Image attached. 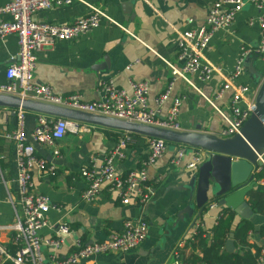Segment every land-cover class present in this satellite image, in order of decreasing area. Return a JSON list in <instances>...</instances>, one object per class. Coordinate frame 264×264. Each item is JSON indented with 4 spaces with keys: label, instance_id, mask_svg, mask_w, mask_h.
Segmentation results:
<instances>
[{
    "label": "crops",
    "instance_id": "crops-1",
    "mask_svg": "<svg viewBox=\"0 0 264 264\" xmlns=\"http://www.w3.org/2000/svg\"><path fill=\"white\" fill-rule=\"evenodd\" d=\"M86 1L101 10L105 18L85 35L56 42L36 52L32 82L49 86L56 95H78L81 101L92 102L99 97L98 83L101 81H111L115 87L123 90H128L129 82L144 81L148 86L146 98L149 107L153 106V99L172 82L168 98L161 106V114L165 113L172 99L178 97L181 99L178 110L180 131L190 132L199 128L203 133H216L220 122L201 95L212 98L218 91L220 77L213 75L203 83L189 76L197 93L182 80H172L165 65L167 62L177 68L181 67V62L176 59L177 33L197 29L202 25L209 0ZM6 2L0 0V6ZM86 13L87 9L83 5L73 3L38 11L31 18L35 22L72 23ZM255 16L256 11L252 6L242 7L228 28L213 33L208 48L202 51L203 61L228 73L233 68L239 47H243L251 51L248 57L255 71L264 76V64L253 52L257 44V29L246 25L248 17ZM1 18L6 20L8 17L3 15ZM17 50L14 34L0 39V86L7 84L4 71L15 59ZM232 83L246 85L247 97H253L258 87V83L244 69L240 78ZM229 94V91L223 92L221 98L214 101V105L222 108ZM14 114L13 110L0 109V170L3 177V184H0V227L11 224L14 213H20L14 182V151L12 141L7 138L15 128ZM22 114L23 130L28 134L38 115L30 112ZM87 126L89 132L67 131L56 141V155L52 154L51 149L35 146L27 138L38 157L46 165L53 166L50 174H31L33 192L46 197L57 208L47 212L48 224L55 227L62 223L72 231L71 236L56 251L59 256L70 252L71 244L76 239L85 243L100 241L112 232L121 231L125 221L141 220L146 223V235L135 249L125 253L96 255L83 264H169L177 246L189 247L191 227L198 225V229L207 231L215 225L220 208L216 204L211 209L207 207L213 200L202 207V212L194 209L190 217L182 215L176 218L190 203L186 185L195 172L184 166L191 156V150L187 148L178 166L171 164L174 149L171 151L167 148L160 158L147 167L148 182H153L154 187L144 206L133 202L121 205L119 198L104 188L92 202L83 201L81 192L85 182L79 175V169L89 163L91 158H96L99 164L105 152L115 143L104 136L101 128ZM140 138L138 141L132 139L124 151V158L116 163L119 175L138 168L146 158V139ZM202 161L201 157L199 164ZM239 219L235 214L234 222ZM249 221L256 229L264 225V214L252 213ZM40 235L44 238L53 237L49 229L42 230ZM262 240L252 234L247 237L248 244L260 245ZM8 242L9 236L0 231V246ZM233 251L234 248L230 252ZM250 252L253 250L250 249ZM49 253V249H41L45 263ZM193 254L200 255L196 250Z\"/></svg>",
    "mask_w": 264,
    "mask_h": 264
},
{
    "label": "built area",
    "instance_id": "built-area-1",
    "mask_svg": "<svg viewBox=\"0 0 264 264\" xmlns=\"http://www.w3.org/2000/svg\"><path fill=\"white\" fill-rule=\"evenodd\" d=\"M73 3L83 5L87 13L76 18L72 23L35 22L32 15L38 11L69 6ZM250 5L256 11L255 17H248L246 25L257 29V44L253 52L264 64V0H209L204 22L197 29L177 33L176 59L181 62L177 68L165 62L172 80L180 79L193 91L198 90L192 85L189 76L199 82H207L213 75L221 79L218 91L212 98L201 95L205 103L212 108L218 117L220 127L215 135L219 138H229L238 134L243 122L248 118L254 107V96L247 97L248 87L242 83L233 84L243 73L244 60L251 53L248 49L239 47L238 55L230 72L224 73L220 68L203 61L202 51L208 48L209 41L216 31L228 28L235 15L242 7ZM7 16L3 20L2 16ZM104 13L86 0H7L0 6V39L14 34L18 50L15 59L4 71L7 84L0 86V94L14 95L23 99H31L45 104L61 106L72 110L119 119L141 125L159 127L172 131H180L178 110L181 99L173 98L165 113L161 114V106L167 100L171 83L153 99V106L147 103V83L129 82L128 90L118 89L111 81L98 83L99 97L92 102H83L78 95L60 96L54 94L47 85H37L32 82L35 66L34 54L44 47H51L59 41L72 40L89 33L104 19ZM229 91L228 98L222 108L214 105L223 92ZM16 116L15 128L7 138L12 141L15 158V178L17 206L20 213H14L11 224L0 227V231L9 236V241L16 246L13 254L5 253L0 246L1 262L11 264H83L96 255L106 253H125L135 249L145 238L147 226L144 221H125L119 232H112L103 240L72 242V249L67 254L59 256L56 251L69 238L72 231L62 223L55 227L48 224L46 214L49 210H57L46 197L33 192L31 174L52 173L53 166L45 164L36 154L34 146L27 142L31 140L35 146L51 149L56 155V141L68 131L71 133L89 132L87 125L63 119H50L37 116L31 131L27 134L22 126V111H14ZM129 134L120 136L114 145L105 152L99 164L96 158L79 169V175L85 182L81 192L83 201L92 202L101 189H106L119 198L121 205L130 202L144 206L152 195L151 185L148 184L146 169L160 158L167 149L162 140L146 139V158L140 166L119 175L115 165L124 158V151L132 143ZM188 149V148H187ZM191 150L190 160L184 165L186 169L196 170L204 152ZM171 164L178 166L186 153V147L176 146L173 150ZM264 170V166L261 168ZM253 186L264 188V177L252 178ZM0 184L3 177L0 170ZM216 203L210 202L211 209ZM199 226L191 227L189 240L192 239ZM49 229L53 237L44 238L40 232ZM249 235V234H248ZM182 246V245H181ZM177 246V247H181ZM51 251L45 263L41 254L42 248ZM169 264H179L175 252L171 254ZM255 264H264V251L260 250Z\"/></svg>",
    "mask_w": 264,
    "mask_h": 264
},
{
    "label": "water",
    "instance_id": "water-1",
    "mask_svg": "<svg viewBox=\"0 0 264 264\" xmlns=\"http://www.w3.org/2000/svg\"><path fill=\"white\" fill-rule=\"evenodd\" d=\"M104 61L106 64V59ZM243 68L258 83V87L253 110L238 134L229 138H219L213 132L203 133L199 128L185 132L141 125L8 94H0V109L30 112L50 119H63L145 139L162 140L171 151L174 149L172 145L203 151V161L186 185L190 203L176 218L182 215L190 217L194 209H200L213 200L217 207L229 208L239 218L249 219L252 212L244 197L253 187V176L264 166V76L255 71L249 57L244 60ZM225 246L227 251L233 250L231 238Z\"/></svg>",
    "mask_w": 264,
    "mask_h": 264
},
{
    "label": "trees",
    "instance_id": "trees-1",
    "mask_svg": "<svg viewBox=\"0 0 264 264\" xmlns=\"http://www.w3.org/2000/svg\"><path fill=\"white\" fill-rule=\"evenodd\" d=\"M104 136L116 142L122 133L107 129H102ZM135 141L140 140V136L131 135ZM167 145V144H166ZM168 146V145H167ZM174 148L177 145H172ZM196 150V149H194ZM255 179L264 177V170L254 175ZM151 185L153 182H148ZM246 204L253 214H264V188L253 186L246 193ZM204 210L202 207L199 209ZM235 213L226 207H221L215 225L209 230L197 229L190 240L189 247H176L174 252L180 264H255L260 250L264 248V225L254 229L249 219H239L234 222ZM248 234L257 236L262 240V244H248ZM231 238L235 251L226 250L225 242ZM208 239V240H207ZM5 253L13 254L16 246L10 241L2 247ZM250 249L253 252H250ZM198 251L199 256L193 251ZM0 264H11L3 261Z\"/></svg>",
    "mask_w": 264,
    "mask_h": 264
}]
</instances>
